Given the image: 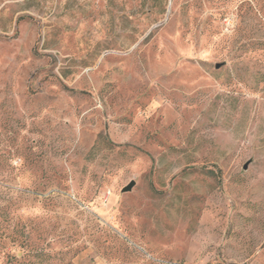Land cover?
Instances as JSON below:
<instances>
[{"label": "rangeland", "instance_id": "1", "mask_svg": "<svg viewBox=\"0 0 264 264\" xmlns=\"http://www.w3.org/2000/svg\"><path fill=\"white\" fill-rule=\"evenodd\" d=\"M0 264H264V0H0Z\"/></svg>", "mask_w": 264, "mask_h": 264}, {"label": "water", "instance_id": "2", "mask_svg": "<svg viewBox=\"0 0 264 264\" xmlns=\"http://www.w3.org/2000/svg\"><path fill=\"white\" fill-rule=\"evenodd\" d=\"M133 184H134V181L131 180L126 186H124V187L122 188V191H128V190H130L131 187L133 186Z\"/></svg>", "mask_w": 264, "mask_h": 264}]
</instances>
